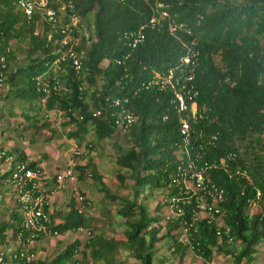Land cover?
I'll use <instances>...</instances> for the list:
<instances>
[{"label":"trees","instance_id":"1","mask_svg":"<svg viewBox=\"0 0 264 264\" xmlns=\"http://www.w3.org/2000/svg\"><path fill=\"white\" fill-rule=\"evenodd\" d=\"M17 2L0 0V75L4 74L0 85L4 83L8 88L6 101L20 100L24 103L21 108L29 111L19 114V125L25 120L30 122L29 127L38 128L40 110L59 109L77 125L69 136L83 140L87 127H91L95 139L109 140L118 133L115 119L119 112L125 110L135 117L123 133L131 146L122 148L114 143L112 147L119 167L114 180L122 188L130 189L131 195L112 196L91 162L81 168L79 175H87L84 169H90L88 175L98 183L107 201L119 203L115 204L114 214L119 222L112 237L105 235L102 226L99 230L97 225H91L90 218L79 212L76 202L71 200L60 223L50 229L54 234L86 229L89 238L82 249L79 241L69 243L47 264H86L85 257L94 264H116L115 257L120 254L118 235L123 237L121 248L127 258L140 264H154L163 250L183 253L189 249L179 241L184 227L188 229L192 253L205 263L212 262L219 252L229 256L234 264H240L242 258L245 264H253L256 248L264 243V207L255 213L248 207L256 190L261 191L264 202V0H75L74 9H65L64 14L58 5L52 6L57 10L54 31L51 23L36 12L28 19ZM164 9L174 20L186 24L192 36L180 30L170 33L164 21L160 28L146 27L144 41L135 48L128 47L125 34L160 16ZM74 17L78 19L76 25ZM81 21L86 23V29L80 28ZM66 24L72 28L73 36L78 27L83 29L79 47L61 43L65 35L60 27ZM192 38L198 42L200 55L191 84L199 92V108L203 106L210 118L193 124V128L204 132V141H198L202 144L211 134H218L216 140L203 147L204 159L231 156L234 159L227 162L228 169L245 170L249 176L230 175L223 170L211 172V179L224 190L223 226L218 228L214 223L192 221L193 203L181 204L183 197L178 204L181 214L164 219L162 226V218L151 216L144 204L160 195L162 202L169 205L168 199L176 195L177 186L172 179L179 165V136L177 114L169 108V95L146 90L142 84L156 72L177 67L185 53L183 44ZM12 42L20 44V50L23 47L28 63L8 72V65L17 60L10 48ZM70 45L81 55V71L75 72L62 63L54 72L53 61L58 52ZM38 77L49 80L48 88L37 90ZM97 79L99 90L93 91L90 86ZM54 85H59L57 90ZM104 97L119 99L121 105L110 107ZM41 99H45L44 104ZM37 102L41 104L35 109ZM97 109L99 115L93 117L91 113ZM7 114L13 116L9 110ZM12 154L17 160L26 159L17 151ZM29 165L38 167L35 161ZM9 173L0 175L1 184H5ZM126 179L132 181L130 186L124 184ZM18 217L12 226L14 237L22 232L21 213ZM7 227H1L0 233ZM27 234L23 232V237ZM41 235L36 233L35 239ZM4 239L0 237V245ZM77 253L82 254L84 261L72 259ZM4 254L0 264L6 260L25 264ZM30 264L45 263L34 260ZM160 264H164L163 257Z\"/></svg>","mask_w":264,"mask_h":264},{"label":"built area","instance_id":"2","mask_svg":"<svg viewBox=\"0 0 264 264\" xmlns=\"http://www.w3.org/2000/svg\"><path fill=\"white\" fill-rule=\"evenodd\" d=\"M73 2L75 0H18L17 6L22 9L23 13L28 19H31L34 13L40 14L48 23H51L52 30H55V20L57 10L52 7L58 5V9L64 14L65 9L73 10ZM161 7V5H160ZM201 16L199 17V19ZM76 18H73V21ZM77 20V19H76ZM166 21L168 31L170 33H176L179 30L183 31L187 36H192V31L184 23L177 22L171 16L167 10H163L158 17H152L147 24L141 25L139 28L129 31L125 34V40L131 48L137 47L146 38L145 28L149 27L154 29L160 28ZM78 23V21H77ZM77 23H73L76 25ZM60 32L65 35L61 40V43H72L70 40L72 35V28L66 24L60 27ZM74 37V36H73ZM78 41V40H76ZM72 45L64 50H60L56 59L53 61V71H57L62 63L67 64L75 72H79L82 69L81 55L72 49ZM198 42L195 38L189 39L188 44H183L185 53L179 58V64L177 67L167 68L163 73L156 72L152 75L146 83L142 84V87L146 90H155L156 92L168 94L169 108H172L177 114V133L179 136V142L177 144L176 155L179 160V165L172 184L177 186L176 195L168 199L169 207L171 209V216L181 214V208H179V201L182 199L181 204H192V221L195 222H207L214 223L216 227L223 226V213L221 210V204L224 200V190L215 184V181L211 179V172L223 170L230 175H243L249 178L245 170L233 171L228 169L227 162L232 161L234 158L227 156L219 160H207L204 159V146L210 145L217 139L218 134L214 133L205 138V142L199 143L198 141H204V132L202 130H195L193 124H198L202 120H210L209 115L205 113V108H199L197 104V98L199 92L191 84L195 79L196 69L199 66V51L197 49ZM122 61H118L121 64ZM0 75V79H1ZM36 84L38 91H43L49 86V80L36 78ZM1 81V80H0ZM59 85H54V90H57ZM127 99L123 102L126 103ZM40 102L44 104L45 99H41ZM104 102L110 107H118L121 105L119 99H112L104 97ZM99 109L94 110L91 115L94 117L99 115ZM167 115L164 117L166 119ZM82 117H80V120ZM133 114L127 113L122 110L118 113L115 119V125L117 131L124 133L130 124L134 121ZM206 137V136H205ZM72 156H78L81 154L76 147H69ZM0 160L8 162L10 164L9 177L5 182V185L11 190L13 199L17 210L21 213L22 219L20 221V227L22 232L18 233L16 239L19 243V248L12 250L9 254L5 255V251L0 249V259L3 254L7 257L11 255V259H17L30 264L35 260L34 250L27 245L31 241L37 232L45 231V223L49 219V214L45 211V207L48 205V199L56 191H59L64 187L65 183L75 182L80 172L73 169V162L70 161V165L66 168L59 170L55 175L49 177L46 171L41 167L30 166L31 160L24 159L17 160L13 154H7V152L0 150ZM88 177H90L88 175ZM71 187V186H70ZM71 195L80 204L83 203L84 197L81 194L78 187H71ZM193 198V201L190 200ZM262 199V193L260 190H256L252 199L248 200L249 211L256 203H259ZM187 200V201H186ZM177 208V210H174ZM169 218V216H168ZM28 232L27 237H23V232ZM187 228H182L180 231L181 238L179 241L185 246L189 247L191 251L193 246L189 245L187 240ZM19 249V250H18ZM10 259V258H9ZM36 261V260H35Z\"/></svg>","mask_w":264,"mask_h":264},{"label":"rangeland","instance_id":"3","mask_svg":"<svg viewBox=\"0 0 264 264\" xmlns=\"http://www.w3.org/2000/svg\"><path fill=\"white\" fill-rule=\"evenodd\" d=\"M236 1V0H234ZM77 19V18H76ZM74 20L73 23H77V20ZM81 26L83 28L86 29V23L81 21ZM77 35L76 36H72L70 38L71 41H73L74 43H76V47L80 46L79 40L81 39L82 36V30L83 29H77ZM36 31H40V28H37ZM78 40V41H76ZM10 48L13 51V53L15 54L17 60L16 61H12L9 65H8V72L14 71L15 68H17V66L21 65V64H27L28 63V59L24 56L22 49L23 47L21 46V50L18 49L20 47V44L16 43V42H12L10 43ZM3 60V59H2ZM1 60V61H2ZM106 61L102 62V65L105 64ZM4 76V74H3ZM3 76L1 77L0 80L3 79ZM90 89L94 90H99V81L98 79L94 82V84L92 86H90ZM8 93V88L4 85V83L2 85H0V107L2 105H4L3 109H0V111H2V113H0V116H4L3 118L6 119L7 118V110L11 111V113H15L13 114L16 117H20L18 112H24L26 114H29V111L27 109H23L21 108V106L24 104L23 102L21 103L20 100H14V101H5L6 99L4 98L5 95ZM41 104V103H40ZM39 102H37V104H34L33 107H35V109H38V107L40 106ZM34 111V110H33ZM48 115V114H47ZM50 116L45 117L44 121L42 124V127L35 128V127H29L28 124H23L22 125H13L12 122H18L16 120L12 121L9 125H5L2 126L0 124V129H4V131H0V141L4 142V143H8V141L13 140L15 142V145L22 147V143H25V149L33 156L38 157L39 159L43 160V161H47L49 157H54L55 159L62 157L63 159L68 157V153L67 151H65V148L63 147L62 143L67 139H70L71 141L75 140L76 144L79 145L80 144V148L82 151V155L80 158L76 159V170H78V172H80V175H82V171L81 168H84L90 161L92 162V160L90 158H88L90 156V154H92V152H95L97 150H100L104 153V159H101V164L99 166V173L102 176V180L104 181L103 183L105 184V186L108 187L109 193L112 196H117L118 198H124L131 195V193L129 192L130 189L125 188V187H121L119 186L115 180L114 177L116 176V173L119 170V167L115 164V160H116V154L114 153V151L112 150L113 144L117 143L118 145H120L122 148H128L131 146V143L127 141L126 139V134H120L119 132L114 133L111 138L106 141V139H102L101 142L99 141L94 147H90L88 148V157L86 158V149L87 147H84L86 145L87 142H90L92 140L91 135L89 132H87L85 135H83V140H79L80 137H71L68 135L69 132H75L77 129V125L69 119V117L67 115H65L64 113H62L61 111H59V109H57V111H51ZM14 116L10 117V119L15 118ZM3 119H1L0 117V123H3ZM6 122V121H5ZM39 123V122H38ZM13 126H16L15 128H13ZM13 131L16 133V135L14 136H9L13 133ZM2 132V133H1ZM19 135V136H18ZM21 136V138H20ZM63 141V142H62ZM13 146V145H12ZM20 147H18L17 149H20ZM84 147V148H83ZM108 148V150H104L105 148ZM11 148V146H9V149ZM11 150V149H10ZM13 150V149H12ZM100 159L95 160L94 162L98 163ZM98 161V162H97ZM93 166H96V164L92 163ZM64 165V164H63ZM64 166H59V169H62ZM85 173L87 175H83L80 178H78V180L86 185V190L84 191L85 196L87 195L86 199L87 201H83L82 204L80 205H84L86 203H88L87 207V214H89V221L92 224L97 225L98 223V219L105 217L102 214V209H103V204H101L104 200V193L99 189L98 187V183H95L93 181L92 177H88V171H90V169H84ZM132 183V181L130 179H126L125 181V185L126 186H130ZM107 199V198H106ZM143 199V196H142ZM110 201V199H109ZM143 201V200H142ZM115 204H119V203H115ZM264 207V202L260 201L259 203H256L253 208L250 210L251 213H255L256 211H259L260 209H262ZM150 208L152 210H158V212L161 213V221L162 224L161 226L165 223L164 219H167L168 216H170L171 213V209L167 204L162 203V201L160 200V195H156L154 202L151 203ZM113 210V209H112ZM114 212V211H112ZM99 224V223H98ZM101 228V227H98ZM103 230L105 232H107V234L109 235V228H105L104 226L102 227ZM163 233V231H162ZM180 233V232H179ZM85 237L88 236L87 232L84 234ZM181 234H180V238H181ZM32 246V245H30ZM33 249V248H31ZM34 250V249H33ZM260 250V255L258 254L257 258H255V262L253 264H264V245L261 246L259 248ZM164 252H162L160 255H158L157 257H155L154 259V264H160V258L163 257L164 258V264H234L233 261L229 258V256L227 255H223L220 254L219 252H217L214 255V258L212 260V262L209 263H205L201 258L199 257H195V255L192 253V251H190L189 249H186L185 252H168L166 250H163ZM35 253V250H34ZM166 253V254H165ZM36 254V253H35ZM34 254V255H35ZM166 256H165V255ZM6 257V256H5ZM120 261L127 263V262H132L131 264H139L138 261L135 260H130L127 258L126 255H121L119 256ZM35 260H36V255H35ZM85 260L88 262V264H94L90 261V259H88V257H85ZM37 261V260H36ZM4 263V262H3ZM2 263V264H3ZM246 260L244 258H242L241 263L240 264H245Z\"/></svg>","mask_w":264,"mask_h":264},{"label":"crops","instance_id":"4","mask_svg":"<svg viewBox=\"0 0 264 264\" xmlns=\"http://www.w3.org/2000/svg\"><path fill=\"white\" fill-rule=\"evenodd\" d=\"M3 108H4V105H2L0 107V109H3ZM54 110L57 111V109H53L51 111H54ZM51 111H46V109L40 110V113H39L40 117H38L39 123L37 125L42 127V125H44V124H42L44 121V118L50 116L49 114ZM0 113H2V111H0ZM13 114H15V113L13 112ZM18 114H21V112H18ZM0 117L4 121L3 123H0L2 126H5L6 124L9 125L14 120H16L18 122H15V123L12 122L13 125H17V124L19 125L21 123L20 117L14 116L15 118L10 119V116H8V114H7L6 119L3 118L4 116L3 117L0 116ZM25 122H26V124L30 123L29 121H25V120L22 121L23 124H25ZM15 127L16 126H13V128H15ZM0 131H4V129L3 130L0 129ZM87 132L90 133L93 142L92 141L87 142L86 145L84 146V147H87V148H85L86 149V154H85L86 158L88 157V148L94 147L99 141L101 142V140H102V139L97 140L94 138L93 130L91 127H87L86 133ZM120 134H122V133H120ZM13 135L14 136L16 135V133L14 131L9 136H13ZM20 138H21V136H20ZM106 141H108V140L106 139ZM75 142H76L75 140L71 141L70 139H68V140L66 139L62 143L63 147L65 148V151H67V153H68L67 154L68 157L66 159L65 158L63 159L62 157L55 159L54 157L51 156L48 158L47 161H43V160L39 159L38 157L31 155L25 149V143H22V147H20V146L15 145V142L13 140L8 141V143H4V142L0 141V150H3L5 152H10L11 154H12V152L15 153V151L24 154L26 156V159L31 160V162L35 161V163H37L38 167L43 168L46 171L47 175L49 177H52L57 172H59V170L66 168L67 165L71 166L70 161L73 162V165H74L73 169H75V170L78 169V168H76V162L75 161H76V159L81 157L82 151L80 148V144L77 145L76 144L77 142L76 143ZM9 146H11V148H10L11 150L9 149ZM18 147H20V149H17ZM69 147H76L77 150L81 152V154L78 156H72L71 152L68 151ZM104 150L107 151L108 148L106 147ZM88 158H90L92 160V162L90 161L91 163L96 164L95 167H96L97 171H99V166L101 164L100 158H102V160L104 159V153L100 150H97L95 152H92V154H90V156ZM97 159H100L99 162L98 161H97L98 163L94 162ZM59 166H64V167L62 169L58 170ZM9 168H10V164L8 162L0 160V175L4 172H7L9 170ZM70 186L71 187L72 186L78 187L81 194L84 196L85 201H87V199H86L87 195L85 196L86 192H84V191H87L86 190L87 187L85 184L81 183L78 179L75 182H72V184L71 183H65L63 188H61L59 191H56L54 194H52L50 196V198L48 199V205H47V212L49 214V219H48L47 223H45V231L43 232V231L39 230V232H37V233L38 234L42 233L40 239H35V237H34L31 241H29L27 243V245L29 247H31L35 250L37 262H41V263H45V264L49 263L51 261V259L54 258L56 255L60 254L61 251L69 243H72L74 241L80 242V245H81L80 249H82L84 244L87 243L89 236H87V237L84 236V234L86 232L88 234V231L86 229H79L78 231L68 230L63 234H54L50 229V227H54L60 223L62 217L70 208L69 204H70L71 200L76 202V208L79 210V212L84 213L86 215V217L89 218V214H87L88 203H87V205L86 204H84L83 206L80 205V203L77 202V200L72 197L71 192H70V190H71ZM127 197H128V195H127ZM161 199L162 198L160 196V200ZM154 200H155V197H151L144 204H146L147 209H148L151 216L161 217V213L158 212V210H152L150 208V205L152 202H154ZM101 204H103L102 205L103 209L101 212L105 217H103V219L102 218L98 219L99 224L97 223V226L98 227L104 226V229L106 227L109 228V235L107 234V232H105L104 230L103 231L107 237H112L113 229H114V227L117 226V223L119 222L118 218L114 216L115 211H116V205L112 201H107V199L105 197H104V200ZM112 211H114V212H112ZM18 214H19V212H18L17 207L15 205L11 190L5 184L0 183V228L3 226H8L3 232L0 233V237L3 236L5 238L3 241V244L0 245V249L5 251V253H6L5 255L9 254L12 250L19 247V243H18L16 237H14V233H13V227L16 225V223H14V222H16V219L19 218ZM109 220L112 222V224L107 222ZM98 229L100 230V228H98ZM122 242H123V237L121 235H118L116 244L119 247V253L120 254L115 257L116 258V264H124V262L120 261L119 256L127 255L126 251L121 248ZM30 245H32V246H30ZM263 245H264V243H262L261 245H259L256 248L255 258H257L258 254L260 255L261 252H260L259 248ZM72 259L75 261H77V260L78 261H84L85 258L83 259L81 253H77V254L72 256ZM128 259H129V261L134 260L132 258H128ZM254 262H255V260H254ZM131 263L132 262L130 261V262H127L125 264H131ZM3 264H18V263H14L12 261L6 260V262H4ZM66 264H72V263H71V261H69ZM73 264H75V263H73ZM86 264H88V262H86ZM98 264H105V263L98 262Z\"/></svg>","mask_w":264,"mask_h":264}]
</instances>
